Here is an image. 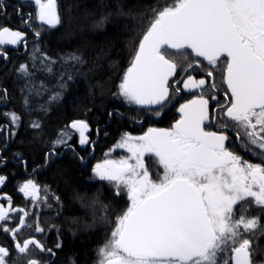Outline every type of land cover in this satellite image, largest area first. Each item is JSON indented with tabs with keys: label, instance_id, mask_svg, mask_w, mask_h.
I'll list each match as a JSON object with an SVG mask.
<instances>
[{
	"label": "snow or ice",
	"instance_id": "snow-or-ice-1",
	"mask_svg": "<svg viewBox=\"0 0 264 264\" xmlns=\"http://www.w3.org/2000/svg\"><path fill=\"white\" fill-rule=\"evenodd\" d=\"M30 3L37 9L40 24L48 29L61 25L58 0ZM4 11L0 5V12ZM34 31L41 38L42 30ZM138 35L139 39L128 41L129 67L113 95L155 116L177 102L180 116L168 129L150 127L140 136L125 134L116 147L129 155L95 165V178L108 182L110 195L118 199L123 193L130 201L113 209L114 219L99 218L113 228L98 249V264H229L230 260L232 264H257L253 242L264 235V0H172L151 9ZM24 39L21 31L0 29V45H19ZM0 56L7 59L3 51ZM36 59L16 71L30 85L29 95L39 96L47 89L43 85L36 88L33 81ZM39 60V70L53 71L51 58L42 54ZM63 62L71 70L62 69L60 83L50 92L47 105L63 98L65 74L72 80L77 66L86 63L76 53H69ZM193 70L207 77L214 73L221 76L227 86L222 101L217 85L197 79ZM182 92L195 95L184 100ZM24 103L27 107L29 100L25 98ZM39 110L47 114L49 109L42 104ZM10 120L19 126L18 115L12 113ZM31 127L42 129V124L32 121ZM69 128L79 134L80 145H89L88 123L74 121L58 132L45 154V164L61 155L58 148L73 147L68 142L73 136ZM230 133L235 141L230 140ZM237 142L260 162H250L236 153ZM146 156L153 167L158 166L155 177ZM5 183L6 177L0 175V186ZM40 191L32 179L19 188L24 196L39 202L37 206L51 208L47 192L42 197ZM54 199L61 203L59 197ZM76 199L92 209L95 220L98 197L86 200L77 194ZM12 212L10 199L7 206L0 204V231L10 233L24 264H50L49 257L55 253L43 238L18 237L26 226L24 220L14 229L4 225ZM27 227L33 233L48 231L39 224ZM55 247L60 248L61 243ZM10 255L8 248L0 246V264H20L19 256L9 259Z\"/></svg>",
	"mask_w": 264,
	"mask_h": 264
},
{
	"label": "trees",
	"instance_id": "trees-1",
	"mask_svg": "<svg viewBox=\"0 0 264 264\" xmlns=\"http://www.w3.org/2000/svg\"><path fill=\"white\" fill-rule=\"evenodd\" d=\"M165 1L58 0L61 25L44 31L40 42L29 48L25 55L11 60L6 69L0 72V85L3 84L8 94L9 116L6 118L7 128L10 129L4 154L8 162L4 168L0 167V175L6 177V186L1 188L3 193L6 189L14 196L11 190L21 186L24 179L22 162L25 161L29 169L40 162L44 163L45 154L51 150L58 132L64 130L63 125L68 121L86 115L91 123L111 124L107 130L112 137L127 126L116 113L121 108L113 93L118 91L122 76L129 67L128 41L140 38L139 30L151 16V9L161 8ZM101 20L103 23L99 24ZM69 53L81 55L86 63L82 68L77 66L72 80H67L65 74L67 86L62 92L63 98L47 105L50 92L55 91L60 83L62 69L71 70L70 65L63 62ZM42 54L54 61L51 73L39 70V57ZM33 57L37 58V70L33 75L36 88L43 85L47 89L39 96L29 95L30 85L16 71L20 65H31ZM25 98L29 100L27 107ZM42 104L48 107L47 114L39 110ZM12 113L20 117L19 126L10 120ZM32 121H40L42 129H33ZM65 156L53 167L43 170L40 176L61 202L57 204L55 200L54 204L55 210L60 212L61 222L56 225L59 230L49 226L46 234L33 233L27 227L29 223L32 228L36 224L41 226L33 211L30 214L33 218L26 221L27 225L21 228L18 237L23 239L24 234V238L30 235L44 238L45 244L52 247L55 253L49 257L50 264H98V249L113 228L111 223L104 224L99 218L111 216L114 219L113 209L118 204L125 205L123 196L113 198L106 186L97 180H89L86 170L77 161ZM77 194L85 196L86 200L98 197L100 204L96 206L95 220L92 209L82 206L81 201L76 199ZM101 205L108 207L105 209ZM13 206L15 208L16 202H13ZM13 217L3 222L4 225L13 229L18 227L17 214ZM57 242L61 243L60 248L55 247ZM0 246L9 249V259L19 256L20 264H24L23 254L16 252L10 233L0 231ZM262 249L264 255V244Z\"/></svg>",
	"mask_w": 264,
	"mask_h": 264
},
{
	"label": "flooded vegetation",
	"instance_id": "flooded-vegetation-1",
	"mask_svg": "<svg viewBox=\"0 0 264 264\" xmlns=\"http://www.w3.org/2000/svg\"><path fill=\"white\" fill-rule=\"evenodd\" d=\"M0 5L5 8L4 12H0V29L3 27H8L10 30L13 31H21L25 34L24 41H21L17 48H10L5 45H0V51H3L7 55V59L4 56H0V72L6 69L7 65L10 64L11 60L25 55L28 49L31 48L33 45H36L38 42L41 41L44 30L48 29L47 25H42L36 19L37 9L35 8L33 3H30V0H0ZM29 13L32 14V19L28 20ZM28 20L27 23L25 21ZM36 29L42 30L41 38H37L35 36ZM206 64V62H205ZM201 67H203L201 65ZM193 75L199 78H205L210 82H214L217 85V88L220 92L219 99L222 101L223 96L222 93L226 90V84L222 83L221 76L219 74L213 75V77H207L204 72H196L193 70ZM0 85V142H1V149H0V157H2L3 162L0 163L1 169L7 165L8 159L4 157V154L7 150L8 145V136L10 129L7 128V115H8V94L5 91V87ZM207 87V85H206ZM195 95V93H181V96L184 100L190 99ZM118 106L121 108L120 111L116 113L119 115V118L125 121L127 126L120 130L117 134L113 135L109 133L107 129H109L110 125H103L99 123H91L86 115L74 118L73 120L68 121L67 124L63 125L65 129L66 126H69L74 121H85L88 123L90 131L86 133L89 137V145H80L78 142L79 134L75 132V130L68 129L73 133L72 139L68 142L73 146L72 148H58L57 152L61 153L56 158H52L49 163L45 164V157L44 163L40 162L39 164L33 165L30 169L27 166V163L24 161L21 164L23 165V173L24 179L21 183V186L18 188H14L13 194L11 196L9 190L2 191L0 197L2 198L1 204L7 206V201L10 199L11 204L13 206V202H16V206L14 209L20 208L23 211H16L18 213L19 221L24 220L25 225L33 218L30 216L33 211L36 212V219L39 218L41 226H53L59 225L61 222L60 219V212L59 210H55L54 204V193L52 189L47 186L44 180L41 179V173L43 170H46L48 167H53L57 161H61L65 156L67 159L77 161L82 168L86 170L87 178L89 180H97L98 183L106 186V189L110 192L112 191L111 186L106 181H100L98 178H95L94 167L97 163H102L104 160L112 158V159H119L120 157H125V154H122L118 148H116L117 141L119 138L123 137L125 134H130L133 136H140L147 132L150 127L160 128V129H168L171 128L175 121L179 119L180 114L176 110L178 107V103L174 102L173 105H170L166 108L159 116H155L152 113L148 112L147 110L140 109L139 106H130L124 100L120 98H115ZM178 102H183L179 100ZM211 104H216V101H211ZM215 115V113H214ZM110 121L112 118L110 117ZM206 130H214V131H221L218 128H208ZM230 140L235 141L236 137L234 134L230 133ZM236 153L241 155L244 159L253 162L259 163L260 158L257 156H253L249 152L243 150L239 143L237 142L236 146L233 149ZM122 154V155H121ZM128 156V155H127ZM82 158V159H81ZM149 157H145V162L148 164L150 172L152 173L153 177H155L156 172L159 170L158 166L153 167L149 163ZM29 179H32L33 182L37 184V186L41 189L40 195L43 197L47 192L48 203L52 205L51 208L37 206L39 202L32 201L29 197L23 195V193L19 192V188L22 187L24 183H26ZM6 184V183H5ZM3 186H6V185ZM124 204H130V201H127L126 196L122 193ZM117 199V198H116ZM23 212H27L28 216L25 217ZM59 213V214H57ZM27 221V222H26ZM261 222L264 223V216L261 217ZM46 224V225H45ZM40 235V234H38ZM263 244H264V235L258 236L253 242V248H257V251L254 254V259L257 264H264V255H263ZM258 246V247H257ZM231 255V253H229ZM229 264H232V261H229Z\"/></svg>",
	"mask_w": 264,
	"mask_h": 264
},
{
	"label": "rangeland",
	"instance_id": "rangeland-1",
	"mask_svg": "<svg viewBox=\"0 0 264 264\" xmlns=\"http://www.w3.org/2000/svg\"><path fill=\"white\" fill-rule=\"evenodd\" d=\"M172 3V0H166L165 2H164V4L162 5V7L163 6H165V5H168V4H171ZM47 31H49V30H47ZM41 33H42V31H41ZM9 112V111H8ZM7 116H9V115H7ZM122 138V137H121ZM121 138H119V140L117 141V143H115L116 145L120 142V140H121ZM117 148V147H116ZM118 150H120L121 152H122V154H125L124 156L126 157L127 155H129L128 153H127V151L126 150H124V149H119L118 148ZM121 154V155H122ZM120 158H123V157H120ZM3 186H0V191H1V188H2ZM0 201H2V198L0 197ZM0 204H1V202H0ZM14 214H17V216H18V213L16 212V209H14L13 208V212L12 213H10L9 215H10V219L9 220H12L14 217H13V215ZM17 218H19V217H17ZM46 225V224H45ZM42 227H45V228H47L48 226H42ZM37 234H40V233H37ZM22 237L24 238V234H22ZM38 238V237H37ZM46 238V237H45ZM44 239V238H43Z\"/></svg>",
	"mask_w": 264,
	"mask_h": 264
},
{
	"label": "water",
	"instance_id": "water-1",
	"mask_svg": "<svg viewBox=\"0 0 264 264\" xmlns=\"http://www.w3.org/2000/svg\"><path fill=\"white\" fill-rule=\"evenodd\" d=\"M7 47H10V48H17L19 45H5Z\"/></svg>",
	"mask_w": 264,
	"mask_h": 264
}]
</instances>
